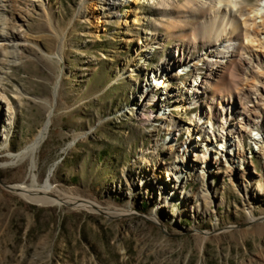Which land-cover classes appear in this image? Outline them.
<instances>
[{
  "label": "rangeland",
  "instance_id": "1",
  "mask_svg": "<svg viewBox=\"0 0 264 264\" xmlns=\"http://www.w3.org/2000/svg\"><path fill=\"white\" fill-rule=\"evenodd\" d=\"M50 1L58 32L43 0H11L2 18L26 45H0V264H264V195L256 190L258 183L264 187L262 155L252 161L256 172L240 184L242 192L249 186L257 204L245 202L228 176L217 181L211 209L199 215L195 202L183 199L190 211L174 216L171 211L183 208L174 185L165 190L177 198L170 210L158 203L157 192L152 199L149 184H137L144 175L153 184L168 177L158 168L163 159L148 152L153 127L138 117L142 68L157 66L161 52L173 46L168 42L149 58H137L143 28H152L158 17L152 3L127 2L113 17L106 1L98 0L107 30L98 34L92 13L82 9L84 0ZM132 9V16L141 15L139 24L126 21L124 28L127 18L118 13ZM59 35L66 37L62 46ZM51 110L35 167L31 159L3 165L35 140ZM141 148L152 163L148 170L140 167ZM34 175L39 185L51 177L54 194L102 208L38 203L6 188L31 185ZM200 186L191 182L188 189Z\"/></svg>",
  "mask_w": 264,
  "mask_h": 264
},
{
  "label": "bare ground",
  "instance_id": "2",
  "mask_svg": "<svg viewBox=\"0 0 264 264\" xmlns=\"http://www.w3.org/2000/svg\"><path fill=\"white\" fill-rule=\"evenodd\" d=\"M43 1L45 12L58 32L51 1ZM97 1L84 0L82 9L92 13L97 33L103 34L107 32L103 29L102 14L106 10L104 5L99 7ZM105 1L108 14L113 17L116 9L121 10L120 7L126 6L127 2L152 3L158 17L153 19L152 28H143L145 39L138 41L142 46L137 58H149L157 49L173 42L167 52H161L157 66L142 68L145 87L139 96L138 110V117L153 127L152 145L148 152L153 159H163L158 168L166 171L168 177L153 184L144 175L141 183L137 184H149L153 188L152 199L158 193V203L170 210H173L172 204L177 199L174 196L176 190V195H181V199H177L178 204L183 208L181 213L171 211L174 216L188 214L190 210L186 203L191 200L195 202H192L193 212L199 215L201 210L211 209L210 205L219 194L217 181L226 180L228 176L238 185L245 202L257 204L252 195L249 197V186L242 192L240 184L245 180L244 175L256 172L253 159L258 155L264 158V0ZM9 2L11 0H0V45H26L14 37L15 31L13 34L7 31L3 22V13ZM131 12L134 10L118 13V16L127 18L122 22L124 28L128 21H133V25L139 24L141 15L134 17ZM123 34L128 41H134L131 31L125 30ZM65 38L62 40L60 36L61 46ZM34 44L47 53L39 44ZM60 56L63 59L61 53ZM53 116L54 111L51 110L35 140L24 149L11 153L12 161L3 165L31 159L35 167L36 152L47 137ZM140 151V167L148 170L152 163L144 155V149ZM191 182H200L201 186L188 189ZM172 185V192L165 191ZM12 186L38 203H70L95 210L102 208L88 199L54 194L56 188L51 177L43 185L38 184L34 175L31 185L19 183ZM256 190L258 195H264L261 184L258 183ZM109 211L115 216L127 214ZM250 216L253 220V212ZM152 218L157 221L158 213H154Z\"/></svg>",
  "mask_w": 264,
  "mask_h": 264
},
{
  "label": "water",
  "instance_id": "3",
  "mask_svg": "<svg viewBox=\"0 0 264 264\" xmlns=\"http://www.w3.org/2000/svg\"><path fill=\"white\" fill-rule=\"evenodd\" d=\"M6 188H8L9 190H12V191H15V192H18L20 193L21 191L19 189H16V187L12 186V185H6ZM67 205H73V204H70V203H65ZM99 210V209H98Z\"/></svg>",
  "mask_w": 264,
  "mask_h": 264
}]
</instances>
